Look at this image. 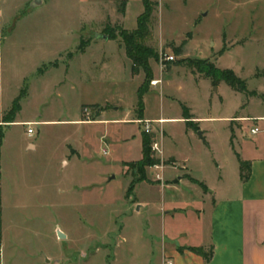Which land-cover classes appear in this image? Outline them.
<instances>
[{
  "label": "rangeland",
  "instance_id": "374dc122",
  "mask_svg": "<svg viewBox=\"0 0 264 264\" xmlns=\"http://www.w3.org/2000/svg\"><path fill=\"white\" fill-rule=\"evenodd\" d=\"M34 1L0 0L3 264H162L173 240L164 211L200 200L184 184L152 193L140 185L138 198L151 203L137 211L141 181L131 183L143 159L141 121L153 120L137 119L139 90L147 116L177 117L183 103L207 134L190 141L180 122L167 124L175 138L168 150L187 157L192 173L150 145L147 181L168 183L173 167L174 175L213 183L217 163L246 161L256 149L251 127L264 122L228 118L264 114V0H152L150 33L136 38L153 51L150 79L125 56L121 36L137 29L142 0ZM221 47L231 49L217 59ZM168 55L174 60H162ZM204 59L234 69L258 95L215 83L192 64ZM157 78L163 83L154 87ZM155 164L165 165L162 173Z\"/></svg>",
  "mask_w": 264,
  "mask_h": 264
},
{
  "label": "crops",
  "instance_id": "0c3cea01",
  "mask_svg": "<svg viewBox=\"0 0 264 264\" xmlns=\"http://www.w3.org/2000/svg\"><path fill=\"white\" fill-rule=\"evenodd\" d=\"M230 49L224 50L221 47L220 54L216 58L218 59ZM222 50H224L223 53H221ZM124 54L127 56L126 51H124ZM214 62L216 63V61ZM215 65L221 69H232L222 68L217 63ZM216 90L217 87L215 88ZM180 104L182 105L183 103ZM186 107L191 114L190 124H188L189 120L184 116L183 109L177 117L163 114L152 117L145 114V105L144 111L141 113L143 118L137 119L140 121L141 119L163 120L161 126L164 129L163 143L166 156L184 162L185 169L192 173L188 166L187 157L177 155L167 148L168 142L175 141L171 131L167 130V124L180 122L184 136L190 141L196 137L200 130L199 118L192 112L191 108ZM231 119L232 121L253 120L255 122H264V114L260 116H231L228 121ZM113 120H123V118ZM101 121H107V118H102ZM68 122H76V120ZM153 125L154 129L160 126L157 122ZM253 128L251 127V130ZM201 132L204 140H207L206 131L203 130ZM145 134L142 127L139 138L141 151L137 160L142 159L143 156L142 142ZM251 134L256 136V149L253 154L243 158V160L245 159L250 163L248 170L242 172L240 157H237L235 165L230 167L217 163L218 175L213 183L207 180L201 181L193 175L192 179L185 178L180 174L174 175V168L170 167L167 171L168 174H171L168 183L161 185L158 181L149 182L143 180L136 184L135 205L137 204V211L149 208L151 203L149 198H138L136 188L140 185L149 189V192L152 193L156 191V188H161L163 192L166 188L170 189V191H175L180 189L181 184H184L190 190L193 189V191L197 192L200 200V204L182 210L177 208L178 206H175L173 202L171 210L164 211L162 217L168 218L167 221L171 226L169 229L171 231L169 232L172 234L173 240L163 251L162 264L167 257L172 258L174 264H264V123L258 133L253 134L251 132ZM234 139L233 130L230 128V143L232 145ZM109 143L107 141V146L110 145ZM104 150L109 152L108 149ZM243 175H245V178ZM177 218L184 220L182 226L175 224ZM0 241H3L2 231L0 233ZM192 248H202L205 255L210 258L206 259L204 254L195 252ZM0 264H3L2 253L0 254Z\"/></svg>",
  "mask_w": 264,
  "mask_h": 264
},
{
  "label": "trees",
  "instance_id": "16d2710c",
  "mask_svg": "<svg viewBox=\"0 0 264 264\" xmlns=\"http://www.w3.org/2000/svg\"><path fill=\"white\" fill-rule=\"evenodd\" d=\"M144 3L145 10L142 14L138 17V25L137 29L130 32H124L121 34L122 39L125 43L126 48V54L127 56L134 62V65H140L142 66L146 71V79H150L152 77V71L149 67V59L153 57V51L151 48L145 47L141 45L140 43H136V38H143L149 35L150 28H149V22L151 20V16L154 10L155 4L152 2V0H142ZM122 12H124L125 2L122 3ZM225 50V49H224ZM224 50L221 51V53L224 52ZM201 73L205 74L207 77L211 78L215 83L217 82H225L228 84L231 88L238 92L246 93L250 96H257L258 94L254 91H249L246 81L243 80L241 77H239L234 70L232 69H221L215 65V63L210 62L209 60H200L196 61L195 63H192ZM145 93V90L141 89L139 90L138 94V106L140 108V113H143L144 111V101H143V95ZM99 106V105H97ZM183 112L185 118H187L188 124H190V118L191 114L188 110V108L182 104ZM151 135L145 134L143 137V159L138 161L134 166L138 170L139 177L131 183V188L134 187L135 182L146 180L145 175V167L152 165L155 159L151 157ZM1 148V143H0ZM1 154V153H0ZM240 160V159H239ZM241 170L242 172L245 170H248L250 168V163L247 161L240 160ZM245 178V175H243ZM195 252H198L200 254H204V250L202 248H192ZM206 259H209L210 257L208 255H205Z\"/></svg>",
  "mask_w": 264,
  "mask_h": 264
},
{
  "label": "built area",
  "instance_id": "2783aa9c",
  "mask_svg": "<svg viewBox=\"0 0 264 264\" xmlns=\"http://www.w3.org/2000/svg\"><path fill=\"white\" fill-rule=\"evenodd\" d=\"M162 60H166V61H172L174 60V56L172 55H168L166 56L165 58H162ZM162 83V80L161 79H153L151 81V85L156 87L158 86L159 84ZM159 123L160 126L157 128V129H154V123ZM141 123L143 124V131L146 133V134H149L151 135L152 137V142H151V147H152V150L155 151L156 153H159V155L163 156L164 154V129L163 127L161 126V124L163 123V120H144V121H141ZM29 127L27 129V132L29 134H32L34 133V130L33 128L30 126L31 124H28ZM260 131V129L258 127H254L251 132L253 134H256ZM105 154H107L108 152L106 150L103 151ZM152 167H154L156 170L158 171H161V173L163 172V169L165 167L164 164H155L153 165ZM161 173H156L157 175V178L159 180L162 179V175ZM2 253V242L0 241V254ZM163 264H174L172 258L168 257V258H165L164 261H163Z\"/></svg>",
  "mask_w": 264,
  "mask_h": 264
},
{
  "label": "water",
  "instance_id": "95a60500",
  "mask_svg": "<svg viewBox=\"0 0 264 264\" xmlns=\"http://www.w3.org/2000/svg\"><path fill=\"white\" fill-rule=\"evenodd\" d=\"M41 3V0H35L34 1V5L36 6V5H39ZM98 38H100V37H102V38H104V39H108L109 37H108V35H99V36H97ZM199 136L200 137H202L203 139H204V137L202 136V132L201 131H199ZM59 234H60V237H63L64 236V234L61 232V231H59Z\"/></svg>",
  "mask_w": 264,
  "mask_h": 264
}]
</instances>
